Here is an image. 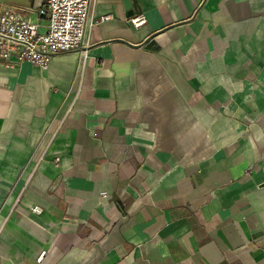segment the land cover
I'll list each match as a JSON object with an SVG mask.
<instances>
[{
  "label": "crops",
  "instance_id": "0c3cea01",
  "mask_svg": "<svg viewBox=\"0 0 264 264\" xmlns=\"http://www.w3.org/2000/svg\"><path fill=\"white\" fill-rule=\"evenodd\" d=\"M128 3L0 61V264H264V0Z\"/></svg>",
  "mask_w": 264,
  "mask_h": 264
},
{
  "label": "built area",
  "instance_id": "2783aa9c",
  "mask_svg": "<svg viewBox=\"0 0 264 264\" xmlns=\"http://www.w3.org/2000/svg\"><path fill=\"white\" fill-rule=\"evenodd\" d=\"M96 0H45L38 10L40 17H47L46 30L40 31V24L27 16L28 8L0 5V61L29 62L46 69L55 55L86 47L87 35L93 25L90 14ZM109 16L100 17L101 21ZM134 27L144 24V14L129 18ZM86 51L82 52L81 69L85 66ZM58 159H55V164ZM102 196H105L103 193ZM39 206L31 212L41 213ZM44 251L41 252L40 262Z\"/></svg>",
  "mask_w": 264,
  "mask_h": 264
},
{
  "label": "water",
  "instance_id": "95a60500",
  "mask_svg": "<svg viewBox=\"0 0 264 264\" xmlns=\"http://www.w3.org/2000/svg\"><path fill=\"white\" fill-rule=\"evenodd\" d=\"M125 5L127 6V9H130V6H129V3H128V0H125Z\"/></svg>",
  "mask_w": 264,
  "mask_h": 264
}]
</instances>
